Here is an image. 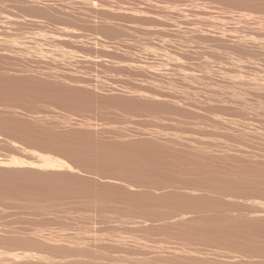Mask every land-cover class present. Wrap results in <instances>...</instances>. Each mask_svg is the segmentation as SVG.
I'll return each instance as SVG.
<instances>
[{
	"label": "bare ground",
	"instance_id": "1",
	"mask_svg": "<svg viewBox=\"0 0 264 264\" xmlns=\"http://www.w3.org/2000/svg\"><path fill=\"white\" fill-rule=\"evenodd\" d=\"M11 1L8 4H11ZM37 1L41 4V5L39 4L40 9L38 8L39 6ZM95 1L93 2L92 0H85L82 3L80 2L81 6H79V8L82 9L84 6L85 9L90 10V12L88 11L87 13L89 14L99 13L101 17L102 15H104V13L102 14L103 12L102 9H105L104 12L108 10L109 12H111V15L128 14L129 16H132V18L134 19L135 18L139 19V21L142 22L147 21L148 25L151 24L153 26L152 29L153 30L156 29L160 33L159 35L158 32L156 34L157 37L158 36L161 37V38L159 37L160 39L163 40L164 38V37L162 38L161 35L168 37V38L167 37L164 38L163 40L164 42L162 40H160L159 42L158 41L155 42L156 47L159 46V43L161 41L163 42V44L168 46V47H161L162 43H160L161 48L158 47L159 48L158 50L162 51L163 54H161L162 53L161 52L160 53L161 55H159V53L156 52L157 50H155L156 48L154 49V51H151L154 46L153 44L154 40H153V42L150 43L153 44L152 47L150 44H149L150 46L147 47L150 48L151 50L149 49L145 50L147 52L146 54H148V52L151 51L148 55L151 56V58L150 60L149 59L144 60L146 59L144 58L146 56L142 55L143 51L142 52L139 51L140 53H142L141 54L142 56L141 55L138 56L137 55L138 53L137 54L133 53L134 49L132 50V48H136V47H132V45L134 46L135 44V43L134 44L131 43L132 39L131 41L128 40L126 42V40L129 37H131L129 36L130 34L128 35L129 29L127 30V32L125 31H122L123 33L121 32V34L124 35V39H125V35H128V37H126L127 39L125 40V42L127 43L126 45H128V42L131 43L132 45L131 44L128 45L131 46L129 47L130 50L128 49V46L126 47L123 46L124 51L126 49H128L129 51L128 53L122 52L123 54L122 53L121 54L124 55V53H127L129 61L128 60L125 61L126 60L124 59L125 57L123 58L119 56L120 59L119 58L117 59H119L120 61L118 60V62H121L122 59L123 62L125 61V63L121 62L120 67L121 68L125 67V69L129 68L131 69L130 71L135 70V72L133 71L135 73V76L133 74H132L133 76L131 75L134 78L136 77L139 78L141 76L144 77L145 76L143 75L144 73L147 75L145 77H148L147 78L148 80H145V82L142 83H139L138 81L136 82L131 81L130 83L119 84L118 81L116 82L117 79L115 78L116 80L114 81V83H107L106 81H105L106 83H104V79H103V83H100V81L102 80L101 79L102 76L101 77L99 76L100 79H98L99 77L98 78L96 77V79L99 80V82H97L94 76H92V73L95 75L93 71L92 72L89 71V73L91 72V76L94 78V80H96V82L92 80L93 78L92 79L89 78L91 76H86L85 75L86 72H83L85 74H80V75H83L82 78L85 75L89 79L88 78L82 79L80 78L81 77L80 75H76L78 76L76 77L75 74L78 73L72 75L69 74L71 73L70 71L65 73L66 71L64 70V72L61 73L63 71L61 68L65 64V61L68 60V57L71 56V54H75V56H77L78 53H81V56L82 55L84 56V54H86L85 51L84 54H82L83 53L82 49H85L84 47L85 45H82L83 47L82 48L81 45L79 44L80 46L78 47L81 49L78 48V50L80 51H77V54L76 51H74L72 48L74 46L76 47L77 43L79 42L81 44L85 43L87 38L90 40L97 37L98 36L97 32L100 33L102 28L100 27L98 28L97 25L94 24V26L98 28L97 29L98 31L95 30L97 31L95 32L96 34L94 33V31H92V29L89 30H91L92 33H94V35L97 36L94 37V35L91 34L93 35V37L90 38L89 35L86 36L84 32L82 33L83 29L81 25L83 24L84 26L86 25V28L84 29H88L87 25L88 27H90L89 25L93 27L92 22L96 23L95 21L96 18L93 21L91 19L92 17L90 18L89 15L88 17L85 16L87 15L85 11L84 12L86 14L84 13V17H82L83 15L82 16L80 15L82 13L78 14L80 16L71 14L69 11L70 9L69 6L68 9L66 8H65L66 10L64 9V13L61 12L63 14H66L65 11L67 12L69 11L68 14L66 15L67 17L61 16L62 15L61 13H60L61 15L58 16V13L60 12L59 9L60 7H58L56 3H52L53 5L56 4V7L53 6L56 12L59 9L57 13L55 12L57 14V17H59V20L60 18L63 17V19L67 18V20H69L71 24L75 23L74 25L76 24L79 25V23H81V25L79 26H81L80 29L82 30H77L79 27L78 25H77V29L66 26L60 28L56 33L55 32L51 33L53 35H51L50 38L48 36L46 40L47 41L49 39L50 41L52 40V44L49 45L44 44V45H48L52 49L57 48V50L54 52L58 53L59 51L58 45H60V43H64L65 47L67 43L69 45L71 43L72 45L71 49L74 52L72 51L70 53V51L68 50L71 49L69 48L67 49L64 47L65 49H67V51L70 54L68 57H65L66 60L64 61L63 65L61 64L63 62L62 60L61 63L60 61L58 62L59 59H62L61 57H63V54L62 56H56L57 55L56 53V55L53 56L55 53L54 54L52 53L53 55L48 53L49 56L51 55L52 57H55V59L56 57L58 58L53 61L54 58L52 59V57L50 56L51 59L48 57L49 59H45V60H52V61L51 63L50 61L47 62L45 60H42L44 57L41 58L42 56H44L40 51L43 48L37 49L35 47L36 44L37 45L43 44V42L42 43L40 42L41 40H43L44 43H46V40L44 39L47 36L48 32H49L48 34L50 35V31H48L50 30L48 29L50 28L49 25L51 23H54V22H50L49 24V21L52 18L50 17L47 22H44L45 24L48 23V27L46 25L48 29L47 32H44L43 30H41L40 32V29L43 28L46 29V27L39 25L38 20L41 19L39 18L38 13L36 14V11L37 10L41 11L44 5L45 7L47 6L46 5L47 3L45 4L41 0H21L23 4H27V5L28 4L33 5L32 3L35 2L37 3L36 6L38 7H35L37 8V10L34 8V10H31L30 13L31 12L33 13L34 11L38 19L36 21V19L33 16L32 18H34V20L28 18L27 16L29 15L27 14H25L24 16H21L22 14H19L18 16L16 15L15 12H10L12 11L11 9H8L10 11L6 12V10L3 9V7L0 5L1 6L0 35L2 36L4 33L2 30L5 31L4 34L5 36L3 35L4 39H2V37L0 36V58H7V59L10 58L15 61L16 59L19 58L21 60V57H23V59L24 57L25 59H27L29 55L28 59L33 60L32 55L36 53V51L37 52L40 51L41 52L40 55L42 56L39 57L44 62L43 64L48 63V65H51L52 63L57 61L59 63L57 65H59V67L60 64L62 65V67L59 68L62 71L59 73L56 72L58 70L56 71L54 70L55 68H57V65H55L56 62L54 64V66L56 67L55 68L52 67V69L54 68L53 70L51 69L53 72L50 70L51 66L50 68L48 66L49 70L47 69L48 71L47 70L45 71L43 64L42 66H39L37 68L35 67L34 69H32L33 68L32 65L35 64H31V66L29 67L27 66L28 64H26L25 66L24 63L22 62L24 67L22 69L19 68L18 70H13L8 66L0 65V95H8L10 96L9 98L11 99L14 98L12 96H17L18 98L22 97L23 100H29V101L33 100V104L34 102H37L38 104L39 102H42L40 103L41 104L40 108L43 102L45 103L53 99H56V101L58 102H63V104L66 103L71 105V103L73 104L80 103L82 105L81 107L84 108L86 107L85 108L86 110L85 109L84 110L87 111L88 114L86 115L87 118L90 114L93 113L92 111L94 108L96 110V108L98 107L101 108L102 106L107 104L109 105L111 104L112 106L113 102L114 103L116 102V104L119 103H123L124 105L128 104L129 106L138 105V107L141 106V108L143 106V108L155 110L157 111V113L158 112L160 113V111L163 110H170L171 112L174 111L179 113V115H181L182 118L194 116V119H197L198 122H200V124L202 125V127L204 126V128L202 129V127H200L201 128L200 129L198 127V129L200 130H198L199 137L197 140L196 133L198 132H195L194 128L196 129L197 126H199L200 124L197 122L198 125L196 127L195 126L193 127L194 124L192 123H191L192 125L190 124V122L192 121L189 122V120L185 118L184 124L181 125H185L186 123L189 122L188 124L191 126L187 124V129L190 131V129L193 128V131L191 130L190 132L193 133L195 132V135L188 132V130L186 131L185 130L186 127L185 129L182 128L181 130L182 132H184L183 130H185L186 132L190 133L191 138L196 139L194 140V139H190L189 136H186L188 135L186 132H185L186 135L184 134V136L186 137L185 138L182 135L181 137L180 134H178L175 130L173 131V129H176V127H178L177 129H179L180 121L179 122L176 121L178 122L179 125H175L176 127L173 126L174 128H171L172 130H170V132L167 133L165 132V130L166 129L169 130V128L172 127L171 124H170L171 126L169 127V124H167L168 122L163 120L164 122L161 123L166 122L165 124L168 125V126L166 125V127L168 128L163 130L165 128L163 127L162 130L161 129L154 130L157 127L153 129L147 128L150 124H152L150 122L151 121L160 122L161 120L153 121L152 118H147L144 120H149L150 122L148 123L149 125L147 124L148 126L145 124L146 125L145 131H140L143 126L141 127L139 126L140 127L139 131L129 132L127 131L129 129L128 127L130 128L137 127L139 125L138 123L140 122V120L142 119L141 121H143V118H141V115L139 114V112H141L139 111L140 108L139 109L137 108V110L139 111L138 115H140L141 119H139V117H136V122H135V123L138 122L137 123L138 125L132 122L135 120L133 116L136 114L135 113L137 111L136 110L133 111L135 114L132 113L133 116L131 115L132 116L131 118L134 120L129 118L130 116L127 115L126 120L128 119L129 121L131 119L130 121L133 123L132 125L133 127L131 125L127 127V125L131 124V122L130 123L126 122L127 125L125 126V123L123 125L122 123L123 121H121L120 118H118L117 116V112H119L120 114L125 109L123 110L121 108L119 109L117 106L120 105L116 106L115 104H113L114 107L116 106L120 111L122 110L121 112L117 111L113 115L114 118L117 117V120L115 121L119 123L121 122L123 127L125 126L124 130L126 127L128 129H126L127 132L126 131L123 132L120 130L116 132V129H114L115 131L112 132L113 131L112 129H108L109 126H106L107 127L106 129L104 128L105 127L104 125L103 127L102 125L96 123L95 122L96 119L93 120V122L90 120H80L83 119L86 114L83 112L79 113L82 115L81 116L82 118H78L79 120L71 119L67 114L64 113L65 111L67 112V109H69L68 108L69 105L67 109L66 110L64 109L65 111H63L62 113L65 114V116L67 117L59 114L60 117L63 116V119L59 120L60 119L59 117H58L59 119H56L57 115L54 116L48 112H47L48 114L42 113V115L41 114L39 115L40 113L38 112L39 110L36 111L38 112L37 115L31 114V111L29 112L28 110L32 107L29 101H28L29 104L25 102L24 105L26 106L23 107L27 108L28 105L27 108L28 111H26V113L28 112L31 115L26 114L24 110H23L24 111L23 114L18 112L20 110V107L18 111L16 110L8 111L7 110L8 107L12 108L11 106H14V105H10L12 104L11 103L12 100H11L9 104L10 106H8L7 108L3 107V109H5L7 112H5L4 110L3 113L0 112V138H1L0 140H2L3 137H6L10 134L9 136H12V139L14 137H17L20 138L22 141L23 140L25 141L28 140L29 142L31 141L30 142L31 146L28 145L30 144L29 142L28 143L26 142L27 145L30 146V148L29 149L25 148L28 146L22 147L24 145L21 146L19 144V142L20 143L22 142L18 141L15 138L16 140L13 139L12 141L11 139L10 141L13 143L9 142L10 145L8 143L6 145L8 147V150L10 151L8 153L12 155L11 156L9 154H5V155H9L10 157H7L4 154H2L5 153L4 150L2 151L0 150L2 152V153L0 152V154H2L0 155V213L2 214L1 211H6V210H7L6 213H8V211L11 210L12 212L19 211L20 213L18 214L22 213L23 215L25 214V216L35 215L34 220L32 219L33 216L30 217V220L32 219L31 220L32 222H36V221L42 222L43 220L49 221L48 217L49 219L51 218L52 219L48 223L47 221L46 222L44 221L45 224L47 223L46 226L48 228L46 229L45 226L43 230L42 228H39L41 230L37 229L38 231H36L33 230L36 229L33 226L32 227L33 229H31L32 231L30 230V233L34 231L36 232L34 233V235L31 234L33 236L28 238H26V236L28 235L25 236V231L21 230L24 232L23 236L21 235V233L23 232L20 233V229H24V228L17 229L19 231L18 232L19 234L17 235L16 233L17 227H15V229H12L13 231L14 230L16 231V232L14 231L15 232L14 234L12 231H10L11 229L9 228L8 225L4 226L7 223H5L4 225L0 223V225H2L0 226V245H2L1 243L4 244L11 243L10 244L11 248H13L12 247L13 243H16L21 247V248L9 250V249H5L7 246L6 244L4 248L5 250L3 251V246H0V250H2L0 251V264H229L227 262L233 264H264V16L263 18L261 17L259 18V14L258 15L256 14L255 15L257 17L256 18L254 16H251L253 14H249L248 12L245 13V11H243V10L247 11L248 9H243V10L241 9L243 13H245L246 15L243 17L240 14L242 12H239L240 14L239 17L241 16V19L238 20V22L235 21L233 22V20H235V18L238 17L236 16V14L238 15V12L237 11L235 12L234 10L233 13L235 14L234 16L236 17L234 19L232 18L233 19L232 20L231 17L233 13H231L230 15L227 14L230 17H228L227 15L226 16L229 19H231V21L227 20L229 23L227 22L225 23V25L226 24L231 25L232 22L237 23L238 25L233 24V26L224 27L222 21L225 20L223 19L225 15H222V13L224 12H220L224 10H219L221 15L219 16L217 15L218 17L220 16L223 17V18L221 17V21H220L222 23L221 25V23H219V20L215 21V19H218L215 18L217 16L213 15L215 16L214 19L213 17H210L211 15L209 16V14H211L212 12L219 13L217 11L219 8H217V10L215 11V9L214 10L208 9V6L210 7L211 5H207L206 6L207 9H206L203 6H201L200 8L198 5L196 6L194 4L196 7H198L196 14L198 16L208 15L209 17H207V19L209 18L210 22L208 24L206 23L201 25L200 22H202V20L200 21L197 16L198 19H194L195 17H191V20L189 17H187L188 21L185 17V21L184 19L180 20L183 21L182 25L179 24L176 25L175 23L176 21L174 20L175 21L174 22L175 25H174L172 24L171 21L172 19L169 20L170 22L166 21L165 17H167V15H165V17L163 15L164 14L163 10H165V8L163 9L161 7L163 9L161 10V8L158 7V6H164L161 5L163 4L162 2L159 4L160 0H158L157 2L158 5H156V2H154L156 0L154 1L150 0V2H154L153 4L156 6L148 3L146 4V6L145 5L140 6V4L143 5L142 3H140L141 0H107V1L104 0L105 2L102 1L103 4L99 5V7L102 6L101 7L102 9L97 7L98 2L96 3ZM144 1H149V0H144ZM166 1L167 0H165V2ZM173 1L176 3V1L178 0H173ZM189 1H187L188 3L186 4L187 5L189 4L190 6L191 4L189 3ZM219 1L217 2L218 6L214 5L217 3L214 4L212 3L213 4L212 6L220 7L223 2L221 3ZM223 1L227 2L228 3L227 5H229L230 3L237 5V7L236 6L234 7L236 9L240 8L238 7V5H241L244 8L247 7L249 9H254V10L264 9V0H223ZM0 2L3 3V0ZM41 2L44 3L43 6ZM71 2L70 3L64 2V5L62 6L66 7L67 5L65 3H68L72 9L73 5ZM170 2L171 1L169 0L168 3L170 4ZM16 3L11 5H8L7 3L6 4L8 7L9 6L13 7V5H16V10H17ZM22 3H18V4H22ZM6 4H2V5H6ZM180 5L181 3L179 4V6ZM23 6H21L20 10H18L20 13H22L21 9L23 11V9L27 8ZM166 6L167 4L165 5V7ZM169 6L170 5H168L167 7ZM231 6H228V8L229 7L231 8ZM167 7L166 9H169ZM175 7H177L176 4ZM181 7H179V9L177 7L178 11L181 9ZM1 8L5 11H3ZM79 8H77L78 9L77 11L81 10ZM172 8L175 9L174 7ZM172 8L170 10V13L176 12V9L172 11ZM185 8L186 7H184L183 11L185 10ZM45 9L43 10L45 11ZM51 9L53 10L52 7ZM224 9H226L225 5H224ZM154 10H156L157 13L158 10H161L163 14L160 11L161 13L160 16H163L165 19H163L162 17H160L161 19L155 17L153 18L150 17L152 19L148 18V15L151 14H155L156 16L157 15L159 16V14H157L156 12L154 13ZM194 10H192L193 13ZM26 11L23 12L26 13ZM168 11L169 10H167V13ZM183 11L181 13H184ZM188 11H191V9L190 10L186 9L185 11L186 14L184 13L185 16L187 14L188 15L191 14L190 12L188 13ZM42 13L43 12H41V14ZM177 13L178 12H176V16L178 15ZM42 15L43 17L42 16L40 17L46 19V17H44L46 14L45 15L42 14ZM109 15H107V17H109ZM205 16L202 17L204 18ZM98 17L101 18L100 16ZM118 17H122V16H118ZM239 17L236 19H239ZM43 19L41 20L42 22ZM175 19L177 20L178 18ZM212 19L215 22H213ZM106 20L104 18V20L101 22L104 24V21L106 22ZM51 21H53V19ZM58 21L55 20V23H57ZM69 21L68 23L70 24ZM114 21L116 22V19L113 20V23ZM107 22L110 23V20ZM136 22L138 23V21ZM68 23H65V25ZM100 23L98 24L100 25ZM27 24H38L40 26V28L38 29L37 28L38 25H35L37 26L36 27L37 30L32 29L35 30L34 32H36V34L33 33L36 36V37L33 36L34 39L36 38L38 39V41H36L37 39L35 40L36 41L35 45L32 44L33 42H30L32 40L30 41L26 40L30 38L32 39L30 33L28 34L22 33V35L24 37L26 36L27 38L20 37V39L17 38L14 39L13 38L14 34L7 32L8 36H11L12 39L10 37H9L10 39L8 37L5 39L7 35L6 31H10L9 29H11L12 26L13 27L11 31L15 30L14 32H16L17 28H15L16 27L15 25H18V27L20 26L19 28L24 27L22 30H25V28L28 30V28L30 27H27ZM141 24L143 25V23ZM105 25L106 23L102 26L103 29ZM60 26H56V28ZM118 28H120V26ZM99 29L101 30L99 31ZM144 29L146 28H143V31H146ZM38 30H39V34L44 33V35H40V37H38ZM106 30L108 29L106 28ZM51 31H56V29L54 30L51 29ZM1 32L3 33L1 34ZM104 32L107 31L104 30ZM155 32L153 31L152 34ZM28 35L30 37H28ZM101 35L104 36L103 33ZM123 35L120 36H122L123 38ZM42 36H44V39L41 38ZM151 36L153 35H150V38ZM176 36L179 38L182 37V39H184V41L182 39L180 40L177 39L178 43L179 41H183L184 44L188 43L189 45L190 44L189 42L191 40H194L195 43L196 41L199 43V42H206L207 40H209L210 42L211 41L216 42L217 47L215 44L213 45H215L216 48L202 47L201 46L202 43L200 45L201 47H197L199 44L196 45L195 47L193 41L191 43L194 45V46L192 45L193 47L191 46V44L189 47H184V46L180 47L179 45H177V47L175 45L174 47V45L172 46V44L175 41H173L172 38ZM116 37L115 39H118ZM144 37L145 36L143 35V38ZM102 38L103 37L101 36V38L98 39L101 40ZM109 38L106 39L107 41L106 40L105 41L102 40V41L107 43L109 41L115 40L114 37H112V39L110 40ZM132 38H135V36ZM141 38H142V34H141ZM95 39H96L95 41L92 40V42H90L88 40L87 42H89L90 44L93 43L94 45L96 43H99V40L97 38ZM103 39H105V36ZM133 40H135L134 42L139 41V40L136 41L137 39H133ZM28 41L31 44H29ZM93 41L96 43H94ZM121 41H123V39H121ZM117 42L118 41L116 42L113 41L112 43H114L113 45H117L119 44V42L118 43ZM53 43L58 45L57 46L55 45L56 47L54 48ZM72 43L73 44L76 43V44H74L73 46ZM109 43H107V45ZM122 43L123 42H121L120 45ZM206 43L209 42L207 41ZM93 44H91V46ZM29 45H31L33 50H35V48L37 49L33 54L30 52L31 51L30 49L32 48H30ZM32 45H34L35 48ZM51 45H53V47ZM145 45L148 46L146 42ZM145 45L143 42L144 47H146ZM218 45H221L223 47H218ZM60 46L63 47V45ZM143 46L140 45V47H137L138 49L135 50L138 51L139 48ZM49 47L47 49H49ZM88 47L90 49V46H87V49ZM116 47H119V49H121L120 46H116ZM116 47L114 48L116 49ZM46 48L44 49L47 50ZM51 48L50 50H47V52L48 51L51 52L52 51ZM64 48L62 49L63 53H65L63 51ZM96 48L97 46L95 47V49ZM111 48H109V50H107L108 48L105 47L102 49L107 50L108 52H110V54L112 53L114 54V52H112L113 48L112 49ZM91 49H93L91 51H95L94 47ZM88 50H86V52ZM140 50H142V48ZM99 51H101V49H99ZM102 52L103 51H101V53ZM119 52L120 51H118V54ZM155 52L158 53V55H155L156 54ZM59 53L61 52L59 51ZM106 53H104V55ZM36 54H39V52ZM36 54L34 55L36 56ZM45 54L47 55L46 52ZM64 55L67 56L66 54ZM87 55H85L84 58L85 57L87 58ZM154 56H156V59ZM108 57L111 58L110 55ZM108 57L106 56V58ZM84 58L82 59H83V65L85 66V64L88 63V61L85 63L84 60L86 58L85 59ZM106 58H104L103 60L89 58L90 60L89 62L97 65L99 62V64L101 63L102 65L107 62ZM109 58H108V62L105 64L107 65V67L105 65H102L101 68L106 67L109 69V67L111 66L110 65L111 62H109ZM23 59L21 61H23ZM35 59L38 60L39 58L36 57ZM74 59L71 58L68 61L71 60L70 62H72V60ZM79 59H77V61H79ZM114 60L116 59H113V65L115 63ZM10 61L8 62L5 61V64L6 63L8 64ZM25 61L28 62V60ZM42 61L38 62L35 60L37 64L42 63ZM101 61L104 62L106 61V62L104 63ZM15 62L18 63L17 61ZM118 62L116 60V65L119 64ZM22 63L19 62L21 66ZM74 63L75 62L72 63L67 62V64L69 65ZM1 64H3L2 61ZM10 64H13V61L12 63L8 64L11 67ZM75 67L77 66H73V68L71 67L70 69L66 68V70L73 71L72 69H74ZM101 68L98 70L101 71ZM114 68H116V70L114 69L116 73L118 68L117 66H114ZM123 68H122L123 71L121 70L122 72H124L125 70ZM74 70H76V68ZM111 70L113 71V69ZM136 71H138L142 75L139 74L140 76H136L138 75L136 74L137 73ZM109 73H111V71ZM115 73H114V77H118L115 76L117 75ZM126 73L127 72H124V74ZM109 76H113V75L111 74ZM143 77L142 79L140 78L142 81H144ZM125 80L130 81V78L127 79L126 77ZM6 98L8 97L6 96ZM1 99L3 100L4 98L2 97ZM18 101L15 103H18ZM54 102L51 104L53 105ZM23 103L24 102H22V105ZM0 104H3L2 101ZM63 104H61L62 106H60V104L57 103V106L59 105L58 108L61 109V107L64 106ZM123 104L121 105L123 106ZM23 107L22 109H24ZM131 107L132 109H134L133 106ZM33 108L35 107L33 106ZM89 108L92 109L90 113L88 111ZM123 108L125 107L123 106ZM37 109L35 108V110ZM49 109L50 108H48V110ZM0 110L2 109L0 108ZM43 110L47 111V109L44 108L41 110V112ZM110 110L111 108L109 109V111ZM58 111L56 109L55 114H57ZM170 111L169 113L168 111H166V113L171 114ZM36 112L34 111V113ZM54 112L52 111V113ZM102 112L103 110L101 111V113ZM111 112H115V111L111 110ZM163 113H165V111ZM79 114L77 115L78 117H80ZM96 114L98 116L97 112L95 113V115ZM121 114L122 116L125 115V113H121ZM126 114L129 113L126 112ZM144 114H145L144 116L142 115L143 117H145L146 115H150V113L148 114L144 113ZM138 115L136 114V116ZM175 115L177 114L175 113ZM175 115L173 116L174 120H177L179 118L180 120H182L181 117H177L178 115L177 116ZM70 116L74 118V116L72 115ZM151 116H153V114ZM107 117L109 118V116ZM98 118H103V117L102 115H100V117ZM122 118L125 119L124 116ZM162 118L163 117H161L160 119ZM109 119L111 120L113 118L110 117ZM137 119H139V121ZM189 119L193 120V118H189ZM102 121L103 120L99 121V123ZM108 121L106 122L107 124L105 125L111 124V126L109 127L111 128L112 125L115 124V122H113L114 119L112 121L113 124L108 123ZM119 123L113 126H116L117 128V125H119L118 129H120L122 125H120ZM144 123L147 122L144 121L140 125L142 124L144 125ZM174 124H176L175 121ZM149 127L152 126L150 125ZM181 127L182 126H180V128ZM205 127L206 129H208L207 131H209L210 128H213L210 131L213 132L215 130V132H213L214 134L212 133L213 135H211L212 138L220 137L223 139V142L220 138H217L218 141L221 140L219 142H217L216 139L213 140L211 138L213 141H215V142L213 141L211 142L213 144L209 142H205L208 139L211 140L210 137L208 138V136H210L209 133L207 137H204L207 134L204 135L201 132L202 130L203 132H205L204 131ZM133 129L136 130V128ZM174 133H177L179 136ZM200 133L204 136H202ZM4 134L7 135L3 136ZM192 135H194V137ZM187 137L189 139H187ZM203 138H205V141ZM4 140L8 141L7 138L6 139L3 138L2 142ZM1 144L5 145L0 141V145ZM6 146H4L3 149H5ZM2 147L3 146H1L0 148L2 149ZM191 173L197 175L196 177H194L195 178L194 181L197 183L192 182L193 184H191L192 185L191 187H184L185 189H183L182 186H184V183H186L185 182L186 179H183L185 178L183 176L185 175L190 176L189 174ZM188 176H186V178L190 180L191 176L190 177ZM190 183L191 182L189 181V183L187 184H189L190 186ZM185 186L188 185L185 184ZM67 199L68 200L74 199V201L70 200L69 203L71 201L73 203L75 202L74 204L77 203L79 205L89 203L90 206L87 207L88 204L87 206L85 204L84 207L81 205L79 208L76 207L79 206L76 204L75 209H77V214L75 213L76 211L75 212L70 211L71 208L68 211H65V209H62L63 207L62 204L63 202L66 203L65 200ZM74 204L73 205L69 204L70 206L68 207L74 206ZM64 206L65 208H68L66 204H64ZM78 209L80 210L78 211ZM85 209L87 211L86 214L84 211ZM69 211L70 213L73 212L72 214L75 213L74 216L77 215V217L74 216L71 217L72 216L71 214L70 216L69 215L67 216ZM118 211L120 212L119 213L120 215L122 212L121 215L122 217L118 214L119 217H121L120 221L118 220L119 217L118 218L114 217L118 213ZM8 214H6L5 217L7 216L9 218ZM65 214L66 216H64ZM15 215L17 217L15 218L13 216L15 219L14 218L12 219L19 222L17 224H22L23 222L20 223L19 220L21 219L18 218L17 213ZM21 215H19V217H22ZM36 216L39 217L40 219H42L43 217L44 218L47 217V218L46 219L43 218L42 220H40ZM23 217L22 220L24 221L25 217L24 218ZM36 218L38 220H36ZM115 218L117 221L115 220ZM2 220H3V216H2ZM30 220L28 219L27 220L28 222L24 221L25 225L27 224L29 226L32 223L30 222ZM52 221L54 227L55 225H59L57 227L60 228H58L57 231L56 229L53 230L54 229L53 227H50V225H52L51 224ZM54 221L56 222L58 221V222L54 224L55 223ZM10 222L12 223L13 221ZM10 222L8 221V223ZM29 222L30 224H28ZM49 223L50 225H48ZM12 224L14 226V223ZM12 224H10V227L14 228L13 226H11ZM60 224L63 225V228H61L62 226H60ZM25 225H22L21 227L23 226L25 227ZM27 225H26V230L28 227ZM67 225H70V228L72 227V225L76 228L79 227L81 231L79 230L78 232V228H77V231L75 233L74 230H76V228L74 227H72L74 228V230L69 228H67L66 230V228L64 227L65 226L67 227ZM7 228L10 230H8ZM59 229L60 230L65 229V230L60 232ZM11 232L12 234L18 236V238L16 239H20L21 237L22 238L25 237V238L21 240H16V242L12 243L11 239L15 238V236L13 237ZM26 234H29V232H26ZM88 240L91 241V244H89L90 241ZM83 242H85L84 244L86 243L87 244L84 245ZM7 248L10 247L7 246ZM109 248L112 249L110 250ZM114 248L115 249L118 248L116 249L118 251H120L119 249L129 250L134 252L135 254L141 252L142 254H145L148 257L138 260H136L135 258H133L132 260V258L128 257L127 255L125 256L126 259H123L124 257H120V258L114 257L115 256L114 251H116ZM107 249L110 250L109 251L110 253L113 252L112 254L114 255L107 253L108 252ZM195 256H198V259ZM220 258L226 259L228 261H221Z\"/></svg>",
	"mask_w": 264,
	"mask_h": 264
},
{
	"label": "rangeland",
	"instance_id": "2",
	"mask_svg": "<svg viewBox=\"0 0 264 264\" xmlns=\"http://www.w3.org/2000/svg\"><path fill=\"white\" fill-rule=\"evenodd\" d=\"M0 1H2V0H0ZM10 1H11V0H10ZM10 1H9V0H8V1H7V0H6V1L3 0V3L0 2V5L3 7V9L6 10V12H9L10 10H8V9H11L12 11H10V12H15L16 15H18V16H19V14H22L21 16H24L25 14H27V15H29V16L26 15L28 18H31V19H33V20H34V18H35L36 21H37V19H38V17L36 16L37 13H38V16H39V18H40L41 20H42L43 18H41L40 16L43 17L42 14H44V15L46 14L44 17H46L47 20H46L45 18H44L45 21H44V19H43V22H42L41 20H38V21H39L38 23H39L40 26L42 25L43 27H46V25H47V27H48V23L45 24L44 22H47V21L49 20V18L52 17V18L50 19V21H49V24H50V22H54V23H51V24L49 25L50 28H48V29H50V30H48L47 27H46V29H45V28L40 29V32H41V30H43L44 32H47V30L50 31V35L48 34V33H49V32H48V33H47V36L45 35V36H46L45 39H44V36L41 37V38H43L44 40H46L48 36H49V38H50L51 35H53V34H51V33H54V32L56 33V32H57L60 28H62V27H66V26H67V27H72V28L77 29V25H78V24L74 25L75 23H74V24H73V23L71 24V22H70L69 20H67V18H64V19H63L64 16L67 17L66 15L68 14L69 11H70L71 14H74V15H77V16H80V15L82 16V15H83L82 17H84V13H85V12H86V13H87L88 11L90 12V10L85 9L84 6H83L84 9H83V8H82V9L79 8V6H81V5H80V2L82 3V2H84L85 0H79V1H77V0H76V1H75V0H71L72 2H71L70 0H65V1H64V0H46V1L41 0V1L44 2L45 4L47 3V4H46L47 6L45 7V5H44V7H45L46 9H45L44 7H42V10H41V11L39 10V11H40V14H39V11L37 10V8H35V7H38L39 4H40L38 1H37L38 6H36V4H37L36 2H35V3H32L33 5H31V4H28V5H27V4H23V3L21 2V0H20V2H19V0H18V1L16 0L17 3H16V1H13V0H12L13 2L11 1V4H15V3L17 4V10H16V5H13V7H12V6H9V7L7 6V4L10 3ZM59 1H60V2H59ZM63 1H64V2H69V3L71 2L72 5H73L72 9H71V6H70L68 3H65V4L67 5V6L65 5L66 7L62 6V5H64V2H63ZM92 1L94 2L95 0H92ZM102 1H104V0H101V1H100V0H97V1H95L96 3H97V2H98V3L100 2L99 4L97 3V5H98L97 7H99V5H102V4H103ZM105 1H107V0H105ZM105 1H104V2H105ZM141 1H142V2H141ZM141 1H140V3H142L143 5L140 4V6H144V5L146 6L147 3H148V4H153L154 2H156V5H158V4H157L158 0H156V1L151 0V1H154V2H150V0H149V1L141 0ZM170 1H171V2H170V4H169V3H168L169 0L166 1L167 3L165 2V0H164V1H163V0L161 1V0H160V1H159V4L162 2L163 4H161V5H164V6H158V7H159V8L162 7L163 9L165 8V10H163V9L161 8V10L164 11V14L162 13L161 10H158V13L156 12V10H154V13L156 12L157 14H159V16H158V15L156 16L155 14H151V15H148V18H150V17H152V18L155 17V18L161 19L160 17H162L163 19L166 18V21H168V22H170L169 20L172 19V20H171V21H172V24L175 25V23H176V25H178V24H179V25H182V24H183V23H182L183 21H180V20L184 19V21H185V17H186V19H187V17H189L190 20H191V17H195L194 19H198V18H199L200 21L202 20V22H200L201 25H202V24H206V23L208 24V23L210 22L209 18L207 19V17H209L210 15H211L210 17H213V19H214L215 16H217V15H218V16L221 15L220 12H224V13H222V15H225L226 18H225V17L223 18L222 16H220V17L217 16V17H215V18H218V19H215V21H218V20H219V23H221L220 21H221V17H222L223 19H225L224 21H226V22L222 21V23L224 24L223 26H224V27H227V26H233V24L236 25L237 23H233V22H234V21H235V22H238V20L241 19V16L244 17V16L246 15V14H245L246 12H248L249 14H253V15H251V16H254V17H256V16H255L256 14H257V15L259 14V18H260V17L263 18V16H264V14H263V13H264V9H263V10H262V9H261V10H260V9H255V10H254V9H249V8H247V7L244 8V7L241 6V5H238V7H240V8H239V9H236V8H234V7H235V6L237 7V5H234V4H231V3H230L229 5H227L228 3L225 2V1H223V0H220V1H219V0H208V1H207V0H198V1H197V0H192V2H191V0H190V1H189V0H186V1H185V0H184L185 2H184L183 0H181L182 2L178 0V1H176V3H175L173 0H170ZM172 1H173V2H172ZM187 1H189V3L192 5V6L190 5L192 8L189 6V4H188V5L186 4V3H188ZM213 1H214V2H213ZM218 1L221 2V3L223 2V3L221 4V6H220V3H219V6H220V7H215L216 5L218 6V3H217ZM33 2H34V1H33ZM42 2H41V3H42ZM58 2H59V3H58ZM143 2H144V3H143ZM177 2H178V3H177ZM179 2L181 3L180 6H179V4H180ZM183 2H184V3H183ZM195 2H196V3H195ZM200 2H201V4H200ZM6 3H7V4H6ZM18 3H22V4H18ZM44 3H42V6H43ZM52 3H56V4L58 5V7H60V8H59V9H60V12L58 13V16L61 15V14H62L61 16H63L62 18H60V20H59V17H57V14H56V13L59 11V9H58L57 12H56V10H54V7H53V6L56 7V4L53 5ZM60 3H61V4H60ZM164 3H165V4H164ZM171 3H173V4H171ZM192 3H193V4H192ZM197 3H198V4H197ZM208 3H209V4H208ZM212 3H213V4H214V3H217V4H214L215 6L213 7V6H212V5H213ZM2 4H6V5H2ZM11 4H8V5H11ZM50 4H51L52 6H51ZM78 4H79V5H78ZM166 4H167V6L170 5L171 7H170V6H169V7L166 6L167 8H169V9H166V7H165ZM175 4H176V6L178 7V9H179V7H181V6L183 7V5H184V7H186V8H185V10L183 11L184 7H183V9H182V7H181V9L178 11L177 7H175ZM194 4H195L196 6L198 5L200 8H201V6H203V7H205L206 9H207V7H206L207 5H211L210 7L208 6V9H210V10H214V9H215V11H216L217 8H219V9L217 10L218 12H219V10H224V11H220V12H219L220 14L217 13V12H214V13L212 12L211 14H209V16H208V15H206V16H205V15H199V16H198V15L196 14L198 7H196ZM202 4H204V5H202ZM19 5H20V6H19ZM23 5H24V6H23ZM40 5H41V4H40ZM60 5H61V6H60ZM153 5H154V4H153ZM156 5H154V6H156ZM173 5H174V6H173ZM222 5H223V6H222ZM224 5H225V8H226V9H224ZM226 5H227V7H226ZM231 5H233V6H231ZM1 6H0V7H1ZM14 6H15V7H14ZM21 6H23V7H27V8H28V9H27V8H26V9H23L24 12H25L26 10L28 11L29 8H30L31 6H32V7L30 8V10H29L28 12L26 11V13H24V12L22 11V9H21V12H22V13H20L18 10H20ZM68 6L70 7L69 11H68V12L65 11L66 14H63V13H64V9H65V8H66V9L69 8ZM228 6H231V8H230V7L228 8ZM11 7H12V8H11ZM18 7H19V9H18ZM51 7L53 8V10L51 9ZM58 7H57V8H58ZM61 7H62V8H61ZM63 7H64V8H63ZM101 7H102V6H100L99 8L102 9ZM172 7H174V8L176 9V12H178V13H177V14H178L177 16H176V12L170 13V10H171ZM189 7H190L191 11H188V13L190 12L191 14H189V15L187 14V15L185 16V14H186L185 11H186V9L190 10ZM212 7H213V8H212ZM222 7H223V8H222ZM34 8L37 10V11H36V14L34 13V11H33V13H32V12L30 13V11H31V10H34ZM38 8L40 9V6H39ZM57 8H56V9H57ZM77 8L81 9L83 12H82L81 10L77 11V10H78ZM99 8H98V9H99ZM194 8H195L196 11L194 10ZM211 8H212V9H211ZM233 8H234V9H233ZM1 9H2V8H1ZM3 9H2V10H3ZM13 9H14V10H13ZM43 9H45V11H44ZM61 9H62V11H61ZM66 9H65V10H66ZM75 9H76V10H75ZM175 9L172 8V11L175 10ZM202 9H204V8H202ZM227 9H228V11H227ZM232 9H233V10H232ZM241 9H242V10H243V9H248L249 11H248V10H247V11H246V10H243V11H245V13H243V11H242ZM5 10H3V11H5ZM7 10H8V11H7ZM15 10H16V11H15ZM102 10H103V12L101 11L102 14L104 13V15H106V16L102 15V17H101V15H99V13H98V14H97V13H94V14H93V13H90V14L87 13V15H85V16H87V17H88V15H89L90 18L92 17L91 19H92L93 21H94V19L96 18V20H95L96 23H95V22H92V23H93L92 25H93L94 29H93V27H91V25H89L90 27H88V25H87V28H88V29H84V28H86V25H85V26H84V24L81 25V23H79V25L82 26V29H83V30L80 29L81 26H79V25H78L79 27H78V29H77V30H82V33L84 32V34H85L86 36L89 35L90 38H91V37H93L94 33L98 31L97 29H98L99 27L102 28V30L99 29V31L101 30V32H102V33L104 34V36H105V39H103L104 36L101 35V34H102L101 32H100V33L97 32V35L100 36V37H98L97 35H94V37L97 36V37H95V38H97V39H98V38H101V36L103 37L101 40L98 39V40H99V43H101V44L94 42V41L96 40L95 38L90 39V40L87 38V40H86L85 43H82V44H81V43L79 42V43H77V46H76V47L74 46V44H76V43H74V44L72 43L73 46H74L75 48H74V47L72 48L71 43H70L71 46L67 43V44H66V47H65V44H64V43H60V45H63V47H61V46L58 45V44L53 43V44H54V48L58 45V50L61 52V53H59V51H58V53H59V54H58L57 52H54V51L57 50V48H56V49H52L51 47L48 46L49 44H52V40L50 41V39H49L48 41L46 40V43H44L43 40H41V41L39 40L41 43L43 42V44H40V45H42V46L36 44V41H38V39H37V38H36L37 40L34 39L33 36H35L34 34H36V32H34V31L37 30V29H36L37 26H35V25H38V24H27V27H30V28H28V30H27L26 28H25V30H22L24 27H23V28H19L20 26L18 27V25H15V26H16L15 28H17V29L19 28V29H21L22 31L19 30V29H18V30L16 29V32H14L15 30L11 31V30H12V27H13V26H12L11 29H9L10 31H6V33H7V32H10V33L14 34V35H13V38H14V39H16V38H17V39H20V37H24V36L22 35V33H23V34H26V33L28 34V33H30L32 39L30 38V39H26V40H29V41L32 40V41H30V42H33L32 44H34V45L36 44L35 47H36L37 49H38V48H39V49H40V48H41V49L43 48V49L40 50V51L42 52V54H43L44 56L40 55V54H41L40 51H38L39 54H36V53H38V52L36 51L37 49L34 47V45H32V46L35 48V50H33V48L31 47V45H29L30 48H32V49H30V50H31L30 52H31L32 54L36 51V53H34V54H36V56H35L34 54L32 55V56H33V60L28 59V58H29V55H28V58H27V56H26L27 59H25V57H24V59H25V60H28V62H26V61L23 59V57H21V60L23 59V61H21L20 58L15 60V61H17L18 63H16L13 59H10V58H8V59H7V58H0V60H1L2 63L4 64V65L1 64V61H0V65H2V66H8L9 68H11V69H13V70H18L19 68L22 69V68L24 67V66H23V63H24L25 66H26V64H28L27 66L30 67L31 64H35V65L37 64V63L35 62V60L38 61V62H40V61H42V60L49 59L50 56L53 55L54 53H55V54H54L53 56H55L56 53H57L56 56H62V54H63L64 60H63V57H61L62 59H59V60H58V62L60 61V63L63 61V62L61 63V64L63 65V64H64V61L66 60L65 57H68L69 54H70L73 50L76 51V54H77V51H80V50H78V48H79L78 46L81 45V47H82V45H85V46H84L85 49H82V50H83V51H82V52H83L82 54H84V51H85V53H86V54H84V56L88 54V55H87V58L85 57L86 59L84 58L83 55L81 56V53H78V54H80V55L77 54V56H75V54H71V56L68 57V60L71 59V58L74 59V57H75V59L72 60V62H75L77 65H76L75 63L69 65V64H67V62H68V63H72V62H70L71 60H70V61L66 60V61H65V64H66V65L64 64L63 67H62V65L60 64V67H59V65H57V64H59L57 61H55L56 64H55V62H54V63H52L53 65H52V64H51V65H48L47 62L50 61V63H51L52 60H45V61H47V62H46L47 64H43L44 62L42 61V63H38V64H37L38 66H37V65H36V66H35V65H32L33 68H32V67H31V68L34 69L35 67L37 68V67H39V66H42V64H43V65H44V66H43V67H44V70L46 71L47 69L49 70L50 66H51L50 70L52 69V67L55 68V67H56V66H54V64H55V65H57V68H58V69H57V68H55V69L53 68V69H54L55 71L58 70V71H56V72H59V73H60V72L63 70V71L61 72V73H63L64 70H65V71H66L65 73H67V72L70 71L71 73H69V74H72V75H74L75 73H78V74H75V76H76V75H80V74H85V73H83V72H86V74H85L86 76H91V72L93 71V72L95 73V75L92 73V76H94L95 79H96V77L98 78L99 76H100V77L102 76V77H101L102 80L100 81V83H103V79H104V83H106V82H107V83H114V81H115L116 79H117L116 82L118 81L119 84H120V83H121V84H123V83L126 84V83H130L131 81H133V82L138 81L139 83L145 82V80H148V79H147L148 77H145V76H147V75L144 74V73H143V75H145V76H144L145 78H144L143 76H141V77H139V78H137V77L134 78V77H132V76H133V75L135 76V73H134L135 70L130 71L131 69H129V68H126V69H125V67H124V68L122 67L123 69H125L124 72H127V73L129 72L128 74H130V75H128L127 73L124 74V72H122L123 70H122V68L120 67V65H121V62H122V63H125V61L128 60V54H127V53H128V51L130 50L129 47H131V46H128V45H130L131 43H132V44L135 43L134 46L131 44L132 47H136V48H132V50L134 49L133 53H135V54L138 53L137 55L139 56V55L142 54V53H140V52L143 51V54H142V55H143V56H146V57H144V58H146V59H144V60H148V59L150 60L151 56H148V55H149V53H150L151 51H154L155 48H156L155 50H157L156 52H158L159 55H161V54H163V52L160 51V50H158V49L161 48V47H168L167 45L163 44V42H164L163 40H164V38L167 37V36L161 35L162 38L164 37L163 40L160 39V38H161L160 36L157 37L156 34H157L158 31L155 29V30H156V32H155V30L152 29L153 26H152L151 24L148 25V22H147V21H146V22H145V21L142 22V21H139V19H136V18H135V19H136V20H135L134 18H132V16H129L128 14H118V15H113V14H112V15H111V12H109L108 10H106L105 12H104L105 9H102ZM167 10H169L168 13H170V14L167 13ZM192 10H194V13L192 12ZM234 10H235V12H236V11L238 12V15L236 14V16L239 17V15L241 14V16L239 17V19H236V18H238V17L234 16V15H235V14L233 13ZM253 10L256 11V12H254ZM17 11H18V12H17ZM49 11H51V12H49ZM76 11L79 12V13H77ZM84 11H85V12H84ZM95 11H97V10H95ZM107 11H108V13L111 15V18H110V15L107 13ZM152 11H153V10H152ZM160 11H161V13L164 15V17H165V15H167V17L164 18L163 16H160V15H161ZM172 11H171V12H172ZM182 11H183L185 14H184V13H181ZM226 11H227V12H226ZM230 11H231V12H230ZM252 11H253V13H252ZM257 11H258V12H257ZM260 11H261V12H260ZM262 11H263V12H262ZM41 12H43V13L41 14ZM55 12H56V13H55ZM61 12H63V13H61ZM74 12H75L76 14H75ZM101 12H100V13H101ZM239 12H242L243 14H242V13L239 14ZM17 13H18V14H17ZM49 13H51V14H49ZM54 13H55V15H54ZM60 13H61V14H60ZM80 13H82V14H80ZM86 13H85V14H86ZM174 13H175V14H174ZM179 13H180V15H179ZM215 13H216V14H215ZM231 13H233L231 19H232V18L234 19L235 17H236V18H235V20L232 19L233 22L231 23V25H230V24H228V25L226 24V25H225V23L228 22L227 20L231 21V19L228 18V17H230V16H228V15H230ZM78 14H80V15H78ZM173 14H174V15H173ZM181 14H182V16H181ZM192 14H193V15H192ZM195 14H196V15H195ZM227 14H228V15H227ZM249 14H247V15H249ZM53 15H54L55 17H54ZM93 15H94V16H93ZM107 15H109V17H107ZM123 15H124L125 17H124ZM152 15H154V16H152ZM190 15H191V16H190ZM213 15H215V16H213ZM226 15H227L228 17H227ZM26 16H25V17H26ZM32 16H33L34 18H32ZM35 16H36V17H35ZM61 16H60V17H61ZM98 16H100L101 18H99ZM112 16L114 17V19H116V22L114 21V23H113V20H114V19H113ZM118 16H122V17H118ZM171 16H172V18H171ZM174 16H175V17H174ZM183 16H184V17H183ZM197 16H198V18H197ZM200 16H201V17H200ZM202 16H205V17L203 18ZM116 17H117V18H116ZM169 17H170V19H169ZM173 17H174V18H173ZM243 17H242V18H243ZM57 18H58V19H57ZM98 18H99V19H98ZM104 18H105V20H106V18H107V20H106V22L104 21V24L106 23V25H105V27H104V29H103L102 26H103L104 24H103L101 21H103ZM109 18H110V19H109ZM121 18H122L123 20H122ZM152 18H150V19H152ZM175 18H178L179 20H178V19L176 20ZM256 18H257V17H256ZM52 19H53V21H51ZM54 19H55L56 21H58V20H59V21H58L57 23H55V20H54ZM61 19H62L63 22L61 21ZM101 19H102V20H101ZM117 19H118V21H117ZM120 19H121V21H120ZM210 19H211V18H210ZM213 19H212V20H213ZM223 19H222V20H223ZM100 20H101V21H100ZM109 20H110V23L107 22V21H109ZM174 20H175L176 22H175ZM212 20H211V21H212ZM60 21L62 22V24H61ZM68 21L70 22V24L68 23ZM98 21H100L101 23L98 22ZM119 21H120V22H119ZM136 21H138V23H137ZM187 21H188V19H187ZM187 21H186V22H187ZM215 21L213 20V22H215ZM117 22H118V23H117ZM174 22H175V23H174ZM186 22H185V23H186ZM41 23H42V24H41ZM58 23H60V24H58ZM65 23H68V24L65 25ZM98 23H100V25H101V24H103V25L100 26ZM107 23H108V25H107ZM141 23H143V25H142ZM146 23H147V24H146ZM180 23H181V24H180ZM185 23H184V25H185ZM222 23H221V25H222ZM228 23H229V22H228ZM43 24H44V25H43ZM52 24H53V25H52ZM54 24H55V25H54ZM94 24H96L98 28L95 27ZM114 24H115V25H114ZM145 24H146V25H145ZM39 25H38V27H37L38 29L40 28ZM51 25H52V26H51ZM60 25H61V26H60ZM70 25H72V26H70ZM73 25H74V26H73ZM98 25H99V26H98ZM133 25H134V26H133ZM144 25H145V26H144ZM237 25H238V24H237ZM33 26H35V27H33ZM56 26H60V27L56 28ZM83 26H84V27H83ZM119 26H120V28H118ZM142 26H143V27H142ZM149 26H150V27H149ZM25 27H26V25H25ZM115 27H116V28H115ZM141 27H142V28H141ZM147 27H149V28H147ZM41 28H42V27H41ZM106 28H107L108 30H106ZM143 28H146V29H144V30H146V31H148V32L143 31ZM154 28H155V27H154ZM13 29H14V28H13ZM32 29H35V30H32ZM51 29H52V30L56 29V31H51ZM89 29H92V31H94V33H92V31L89 30ZM128 29H129V30H128ZM138 29H139V30H138ZM141 29H142V30H141ZM150 29H152L155 33L152 34L153 31L150 30ZM31 30H32V31H31ZM84 30H85V31H84ZM86 30H87V32H86ZM95 30H97V31H95ZM104 30L107 31V32H104ZM127 30H128V35L130 34L129 36H131V37H129L130 39H129V38H128V39L126 38V37H128V35H125V39H124V35L121 34L122 31L127 32ZM134 30H135V32H134ZM149 30H150L151 32H150ZM0 31H1V30H0ZM2 31H3L4 33L1 32V34L3 33V35H4V34H5V31H4V30H2ZM24 31H25V33H24ZM29 31H30V32H29ZM43 31H42V32H43ZM89 31H91V32H89ZM129 31H130V33H129ZM131 31H132V32H131ZM31 32H32V34H31ZM133 32H134V33H133ZM140 32H142V33H140ZM145 32H146V33H145ZM149 32H150V34H149ZM18 33H19V34H18ZM33 33H34V34H33ZM86 33H87V34H86ZM98 33H99V34H98ZM118 33H119V34H118ZM122 33H123V32H122ZM91 34H93V35H91ZM95 34H96V33H95ZM112 34H113V35L116 34V35L113 36ZM126 34H127V33H126ZM132 34H133V35H132ZM141 34H142V38H141ZM159 34H160V33L158 32V35H159ZM3 35H2V36L0 35V36L2 37V39H4ZM9 35H10V34H9ZM15 35H16V36H15ZM40 35H44V33H42V34L40 33V34H39V30H38V37H40ZM117 35H118V36H117ZM120 35H123V38H122V36H120ZM143 35H144L146 38H145V37L143 38ZM146 35H147L148 37H147ZM150 35H153V36H151L152 39L150 38ZM4 36H5V35H4ZM89 36H88V37H89ZM106 36H108V37H106ZM109 36H110V38H109ZM116 36H117V37H116ZM134 36H135V38H132V37H134ZM139 36H140V37H139ZM7 37H8V38H9V37L11 38V36H8V33H7L6 37H5V39H6ZM25 37H26V36H25ZM25 37H24V38H25ZM28 37H30V36L28 35ZM35 37H36V36H35ZM112 37H114V39H115V37L118 38V39H115V40L118 41L119 44H117V45H113L114 43H112V42H113V41L116 42V41H115V40H113V41H109L110 39H112ZM120 37H121V39H123V41H121ZM156 37H157V38L160 37V38L157 39ZM10 38H9V39H10ZM26 38H27V37H26ZM108 38H109L108 41H109L110 43H109V42H107V43H109L108 45H109L110 47L107 45L106 42H104V41H105L106 39H108ZM140 38H141V39H140ZM147 38L149 39V41H148ZM155 38H156L157 40H156ZM167 38H168V37H167ZM167 38H166V39H167ZM173 38H174V39H173ZM173 38H172V40L175 41V42H173L172 46L174 45V47H175V45H176V47H177V45H179L180 47H182V46H184V47H189L190 44L192 43V41H193V44L195 45V47H196V45H198V44H199V45H198L197 47H201V46H202V47H213V48H216V47H217L216 42H214V41H213L214 43H213L212 41L210 42L209 40H207L209 43H206L207 41H206V42H199V43L196 41V43H195L194 40H191V41L189 42L190 44L188 45V43H185V44H184V42H183L184 39H182V37L179 38V37L176 36V37H173ZM11 39H12V38H11ZM39 39H40V38H39ZM119 39H120V40H119ZM126 39H127V40H126ZM131 39H132V41H131ZM133 39H137L136 41L139 40V41H138L139 43H138V42H134L135 40H133ZM142 39H143V40H142ZM145 39H146V41H145ZM166 39H165V41H166ZM175 39H176V40H175ZM177 39H179V40L182 39L183 41H179V43H178ZM33 40H34V41L36 40L35 43H34ZM88 40H89L90 42H92V40H94L93 42L96 43V44L94 45L93 43H91V44H93V45L91 46V44H90L89 42H87ZM102 40H104V41H102ZM125 40H126V42H127L128 40H130L131 43L128 42V45H126L127 43L125 42ZM140 40H142V41L144 42V45H145V42H146L148 46L145 45L146 47H144V46H143V42L140 41ZM153 40H154V42H153ZM155 40H156V41H155ZM160 40L163 41V42H162V41L160 42V43H162V44H161L162 46L160 47V43H159V46L156 47V46H155V44H156L155 42H157V41L159 42ZM29 41H28V42H29ZM49 41H50L51 43H50ZM106 41H107V40H106ZM176 41H177V42H176ZM30 42H29V44H31ZM118 42H117V43H118ZM121 42H123V43L125 42V43H124L125 45H124L123 43H122L123 45H122V44L120 45ZM152 42H153L154 46H153V49L151 50L150 48H147V47H149L150 45H151V47H152L153 44H150V43H152ZM37 43H38V42H37ZM86 43H87V44H86ZM136 43H137V44H136ZM201 43H202V45H201ZM38 44H39V43H38ZM44 44H48V45H44ZM79 44H80V45H79ZM89 44H90V45H89ZM115 44H116V43H115ZM138 44H139V45H138ZM149 44H150V45H149ZM180 44H181V45H180ZM183 44H184V45H183ZM186 44H187L188 46H187ZM193 44H191V46H192ZM208 44H210V45H208ZM213 44H215L216 47H215V45H213ZM55 45H56V46H55ZM140 45L143 46V47H141L142 50H140L141 48H139L138 51L135 50V49H138L137 47H140ZM157 45H158V44H157ZM163 45H164V46H163ZM194 45H193V46H194ZM200 45H201V46H200ZM211 45H212V46H211ZM47 46L49 47V49H47V48H48ZM51 46L53 47V45H51ZM68 46H70V47H68ZM87 46H90V49H89V47H88L89 50L87 49ZM96 46H97V48L95 49ZM112 46H113V47H112ZM116 46H120V48H121L122 50L124 49L123 46H125V47L128 46V49H129V50L125 48L127 51H126V50H125V51H124V50L122 51L121 49H119V47H116ZM179 46H178V47H179ZM193 46H192V47H193ZM46 47H47V48H46ZM59 47H60V48H59ZM64 47L67 48V49H68V48H69V49L72 48L73 50H72V49H71V50H68V51H70V53H69V52L67 51V49H65ZM93 47H94V50H95L96 52H95V51H91V50H93V49H91V48H93ZM104 47H105V48H108L107 50H109V48L112 47L113 49H112V48H111V49H112V52H114V54L111 52V53L113 54V55H112V54H110V52H108L107 50H103L102 48H104ZM114 47H116V49H115ZM158 47H159V48H158ZM169 47H171V46H169ZM218 47H223V46L218 45ZM44 48H46L47 50H50V48H51L52 51H51V52H50V51L47 52V50H45ZM63 48H64L63 51H64L65 53L62 52V49H63ZM76 48H77V49H76ZM82 48H83V47H82ZM98 48L101 49V51H103L104 53L107 52V53H106L107 55H106V54L104 55L103 52H102V53H103V54H102L101 51H99ZM143 48H145V49H143ZM79 49H81V48H79ZM111 49H110V51H111ZM118 49H119V50H118ZM148 49L151 50V51H149L148 54H146L147 52H146L145 50H148ZM32 50H33V52H32ZM86 50H88L89 52L87 51V52H88V53H87ZM117 50L120 51V52H119L120 55L118 54V51H117ZM43 51H44V53H43ZM74 51H73V52H74ZM105 51H106V52H105ZM136 51H137V52H136ZM139 51H140V52H139ZM144 51H145V52H144ZM45 52L47 53V55L45 54ZM67 52H68V54H67ZM98 52H99V53H98ZM122 52H127V53H124V55H122V54H123ZM156 52H155V53H156ZM161 52H162V53H161ZM31 53H30V54H31ZM48 53L51 54V55L49 56ZM52 53H53V54H52ZM96 53H97L98 55H97ZM100 53H101L102 55H101ZM116 53H117L118 55H117ZM121 53H122V54H121ZM139 53H140V54H139ZM158 53H156L155 55H158ZM160 53H161V54H160ZM64 54H66L67 56H65ZM89 54H90V55H89ZM93 54H94V55H93ZM115 54H116V55H115ZM145 54H146V55H145ZM72 55H74V56H72ZM96 55H97V56H96ZM109 55L111 56V58L108 57ZM114 55H115V56H114ZM142 55H141V56H142ZM174 55H175V54H174ZM39 56H42L41 58H43V57H44V58L41 60V58H40ZM88 56H90V57H88ZM94 56H95V57H94ZM101 56H102V57H101ZM106 56L109 58V62H111V64H110L111 66H110V65H109L110 67L108 66L109 69L106 68L107 65H105V64L108 62V58H106ZM119 56H120V57H123V58L125 57L124 59H126V60L123 62V59H122L121 62H118V60L120 59ZM34 57H35V58L38 57L39 59L37 60V59H35ZM45 57H46V58H45ZM48 57H49V58H48ZM51 57H52V56H51ZM99 57H100V58H99ZM114 57H116V58H114ZM147 57H149V58H147ZM154 57H155V59H156V56H154ZM158 57H160V56H158ZM158 57H157V58H158ZM12 58H13V57H12ZM15 58H17V57H15ZM30 58H32V57H30ZM53 58H54V59H53ZM57 58H58V57H56V59H57ZM79 58H81V59H79ZM82 58L85 59V60H84L85 63L88 61V63H86V64L84 63L85 66L83 65V59H82ZM89 58H95V59H100V60H103L104 58H106V61H107V62L105 61L106 63H105L104 61H101V62H104V63H105V64H102V65H105L106 67L103 66L104 68H101L102 65H101V63L99 64V62H98V65H97V64H92L91 62H89V61H90ZM101 58H102V59H101ZM117 58H119V59H117ZM142 58H143V57H142ZM152 58H153V57H152ZM5 59H6V60H5ZM9 59L13 61V64H15V63H16V64H15V65L10 64V65H11V67H10L8 64H9V63H12V61H10ZM50 59H51V58H50ZM52 59H53V61L56 60L55 57H52ZM77 59H79V61H77ZM110 59H111V60H110ZM113 59H116V60H117V62L119 63V64H118L119 66L116 65V60H114L115 63H114V65H113ZM18 60H19V61H18ZM29 60H30V61H29ZM39 60H40V61H39ZM61 60H62V61H61ZM3 61H4V62H3ZM5 61H7V62L10 61V62H9L8 64H7V63L5 64ZM32 61H33V62H32ZM76 61H77V62H76ZM119 61H120V60H119ZM128 61H129V60H128ZM19 62H20V63L23 62V63H22V66H21V64H19ZM81 62H82V64H81ZM17 64H18L19 66H18ZM78 64H79L80 66H79ZM89 64L91 65V67H90ZM16 65H17V66H16ZM67 65H68V66H67ZM82 65H83L84 67H83ZM93 65H94V66H93ZM48 66H49V68H48ZM65 66H66V67H65ZM70 66H71L72 68H73V66H77V67H75L76 70H74L75 68L72 69L73 71H71V70H66V68H67V69H68V68L70 69V68H71ZM78 66L81 67V68H79ZM114 66H117V68L120 67L121 69L118 68L117 71H116V73H115L116 68H114ZM122 66H123V65H122ZM12 67H13V68H12ZM16 67H17V68H16ZM43 67H42V69H43ZM61 67H62V68H61ZM92 67H93V69H92ZM98 67H99V68H98ZM14 68H15V69H14ZM59 68H61L62 70H60ZM78 68H79V69H78ZM94 68H95V69H94ZM100 68H101V71L98 70V69H100ZM105 68H106V69H105ZM53 69H52V70H53ZM77 69H78V70H77ZM91 69H92V70H91ZM96 69H97L98 71H97ZM111 69H113V71H112ZM114 69H115V70H114ZM128 69H129V71H128ZM48 70H47V71H48ZM52 70H51V71H52ZM59 70H60V71H59ZM84 70H85V71H84ZM87 70H88V71H87ZM94 70H96V71H94ZM102 70H104V71H102ZM105 70H106V71H105ZM107 70H108V71H107ZM119 70H120V71L122 70V71L120 72ZM77 71H78V72H77ZM89 71H91V72L89 73ZM110 71H111V73H109ZM133 71H134V72H133ZM52 72H53V71H52ZM80 72H82V73H80ZM87 72H88V73H87ZM100 72H101V73H100ZM104 72H105V74H104ZM107 72H108V74H107ZM113 72H114L115 74H117V75H115V76H118V77H114V73H113ZM130 72H131V73H130ZM136 72H137L136 74H138V75H136V76H140V75H142V74L139 73L138 71H136ZM122 73H123V75H122ZM103 74H104V77H103ZM111 74H112L113 76H109V75H111ZM120 74H121L122 76H121ZM132 74H133V75H132ZM139 74H140V75H139ZM85 75H84L83 78H82L83 75H80V76H81L80 78H82V79H87L88 77H86ZM96 75H98V76H96ZM119 75H120V76H119ZM124 75H125V77H124ZM131 75H132V76H131ZM92 76L89 77V78L92 79V78H93ZM105 76L108 77V78H106ZM76 77H78V76H76ZM85 77H86V78H85ZM100 77H99L98 79H100ZM122 77H123L124 79H123ZM126 77H127V79L130 78V81H129V80H125ZM142 77H143L144 81L141 80ZM89 78H88V79H89ZM94 78L92 79L93 81L96 82V80H97V82H99L98 79L94 80ZM112 78H113V79H112ZM115 78H116V79H115ZM133 78H134V79H133ZM140 78H141V79H140ZM105 79H107V80H105ZM122 79H123V80H122ZM132 79H133V80H132ZM135 79H136V80H135ZM137 79H138V80H137ZM139 79H140L141 81H140ZM105 81H106V82H105ZM109 81H110V82H109ZM138 82H137V83H138ZM6 96H7L8 98H6ZM2 97H3L5 100H4V99L2 100V99H1ZM9 97H10V96H8V95H0V103H1V101H2V103H3V104H0V105H1L0 108L2 109V110H0V112L3 113V110H4L5 112H7L5 109H3V107H4V108H7V107L10 106V105H14V106H11L12 108L8 107L7 110H8V111H10V110H11V111H12V110H16V111H18V110H19V107H20V110H22V111L19 110L18 112H20V113H22V114L24 113V111H25V113H26V111H28V110H29V112L31 111V114H34V115H37L38 112H40L39 115H40V114L42 115V113H43V114L51 113V115H54V116L57 115V118H56V119H59V118H60L59 120H62V119H63V116H65V114H67L71 119H77V120H79L78 118H82V117H81L82 115L79 114V113H82V112H83V113H86L85 116H84V114H83L84 118H86V119L83 118V119H80V120H90V121L93 122V120L96 119L95 122L98 123V124H100V125H102V126L104 125L105 127H104V126H103V127L106 128V129H107L106 126H109V127L111 126V124H109V125H105V124H107L106 122H107L108 120H110V119H109L110 117L113 118L114 121H113V119H111L110 121H108V123H112V121L115 122V124H118V123H119V122L115 121V120H117V117L115 116L116 118H114L113 115H114L117 111H120V110H119L120 108H121L122 110L125 109V110H124L125 112L122 111V110H121L122 112L120 111L121 113H125V115H123L125 119L122 118L123 116H122L121 113H120V114H121V117H120L119 112H117V116H118V118H120L121 121H123V122H122L123 125H124V123H125V126L127 125V123H130V122H131L130 120L132 119L131 117L133 116V114H132V113H134L133 111H136L137 108H138V109L140 108L139 111H141V112H139V111L137 110L135 113L138 115V112H139V114L141 115V118H143V121H141L142 119L140 118V115L136 116V114L134 113L135 115H134L133 117H134L135 120L132 119V120H134V121H132V122H133L134 124H137L138 122L135 123V122H136V117H139V119H141L140 122L138 123L139 125L137 124V125H138L137 127H133V126H132V125H133L132 122H131V124H128V125H127V127H128L129 125H131L133 128H136V130L133 129V128H130V127H128L130 130H129L127 127H126L125 130H124V127H125V126L123 127V125H122L121 122H120L119 124L122 125V127L120 126L121 128L119 127L120 129H118V126H119V125H117V128H116V126H113V125H115V124H113V123H112V124H113L112 127H115V128H112V127L109 128V127H108V129H112V130H113L112 132L115 131L114 129H116V132H118L119 130L125 132L126 129H128L127 131H129V132H130V131H139V130H140L139 128H140L141 126H143V127L141 128L140 131H145V130H146V129H145V126L150 122L149 120H144V119H147V118H152L153 121H154V120H159V121L161 120L160 122H157V121H156V122H152V121H151L150 123H152V124H150V125H151L152 127H149V126H150L149 124H148L149 126L147 125V126H148L147 128H151V129L157 127V128L154 129V130H160V129L162 130L163 127H165L163 130H165L166 128H168V127H166L167 124H169V127L172 125V127H170L169 130H168V129L165 130V132H167V133L170 132V130H172L171 128L176 127L175 125H179L178 122L180 121V122H179V123H180V126H182L181 128H180V126H179V129H180V130L177 129L178 127H176V129H177L178 131H177L176 129H173V131L175 130L178 134H180V136H181V135L184 136V134L186 135V133H187L188 135H186V136H189L190 139H194V138H191L190 133H192V134L195 135V132H198V130L201 129L200 127H202V125L200 124V122H198L197 119H194V116H189V117H187V118H186V117H183V118H182V116L179 115V113L174 112V111L171 112L170 110H163V111H160V113H161V114H160L159 112L157 113V111H155V110H151V109L143 108V106H142V108H141V106L138 107V105H130V106H129L128 104H125V105H126V106H125L123 103L116 104V102H115V103L113 102V103H112V106H111V104H110V105L107 104V105H104V106H102V107L100 106V107L103 108V109H101V108L98 107V108H96V110H95V108H94L93 111H92L93 113L90 114V115L88 116V118H87L86 115H88V114H87V111H85V110H86V109H85L86 107H85V108H84V107H81L82 105H81L80 103H77V104H76V103H75V104L71 103V105H70V104H66V103L63 104V102H58V101H56V99H53V100H49L48 102H45V103L43 102L42 106H43L44 104H45V105H44L43 107L41 106V108H40V105H41L40 103H42V102H39V104H38L37 102H34V104H36V105L38 104V105H39V107H38V105H37V107H36V105L33 104V100H30V101H29V100H23L22 97H19V98H18L17 96H12V97H14V98H12V99L9 98ZM15 97L18 98V99H16ZM20 98H21V100H20ZM7 99H8V100H7ZM13 99H15V100H13ZM11 100H12V101H11ZM18 100H20L21 103H20V101H18ZM5 101H6V102H5ZM10 101H11L12 104H10ZM13 101H14V103L18 101V103H15V104H16V105H15V104L13 103ZM28 101H29V103H31L30 105H32L31 108H33V106H34L36 109H37V108H39V109L35 110V108H33V109H34V110H33V109H31V108L29 107L31 110H30V109L27 110L28 105H27V108H24L23 106H26V105H24L25 102L28 103ZM54 101H56V102H54ZM4 102H5V103H4ZM8 102H9V103H8ZM22 102H24L23 105H22ZM53 102H54V104L52 105L51 103H53ZM29 103H28V104H29ZM57 103H59L60 106H62L61 104H63L64 106L61 107V109H60V108H58L59 105L57 106ZM9 104H10V105H9ZM113 104H115L116 106H117V105H120V106H117L119 109H118L116 106L114 107ZM121 104H123V106H124L125 108H123V106H122ZM3 105H4V106H3ZM19 105H20V106H19ZM51 105H52V107H51ZM68 105H69V107H68ZM75 105H76V106H75ZM45 106H46V107H45ZM48 106H49V107H48ZM121 106H122V107H121ZM131 106H133L134 109H132ZM13 107H14V108H13ZM22 107H23L24 109H22ZM65 107H66V108H65ZM67 107L70 109V111H69V109H67ZM76 107H78V108H76ZM80 107H81V108H80ZM113 107H114V108H113ZM126 107H127V108H126ZM15 108H16V109H15ZM17 108H18V109H17ZM44 108L47 109V111H46V110H45V111L43 110L44 112H43V111L41 112V110L44 109ZM48 108H50L49 110H51V111H49ZM79 108H80L81 110H80ZM82 108H83V109H82ZM110 108H111L112 111H115V112H111V110L109 111ZM115 108H116V109H115ZM53 109H54V110H53ZM56 109H57V111H58V109H59V111H58L57 114H55V113H56ZM64 109H65V110L67 109V112H66ZM77 109H78V110H77ZM84 109H85V110H84ZM113 109H115V110H113ZM117 109H118V110H117ZM127 109H128V110H127ZM143 109H144V111H145L146 109H147L148 111L146 110L147 112H146V111L144 112ZM23 110H24V111H23ZM38 110H39V111H38ZM76 110H77V111L80 110V111L77 112ZM82 110H83V111H82ZM91 110H92V109H90V108L88 109L89 113L91 112ZM94 110H95V113H96V112L98 113V116H97V114L95 115ZM99 110H100V112H99ZM102 110H103V112L101 113ZM126 110H127V111H126ZM129 110H130V111H129ZM149 110H150V111H149ZM34 111H35V112L38 111V112L34 113ZM52 111H53V112L55 111V112L52 113ZM61 111H62V112H61ZM63 111H65V112H64L65 114H62ZM152 111H153L154 113H153ZM164 111H165V113H163ZM166 111H168V113H169V111H170L171 114H167ZM47 112H48V113H47ZM59 112H61V113H59ZM76 112H77V113H76ZM106 112H108V113H106ZM109 112H110V114H109ZM126 112L129 113V114H126ZM130 112H131V113H130ZM143 112L146 113V114L150 113V115H146V116H145L146 118H145V117H143V116L145 115ZM72 113H74V114H72ZM112 113H113V114H112ZM142 113H143V114H142ZM151 113L153 114V116H151V115H152ZM155 113H156V115H155ZM172 113H173V114H172ZM175 113H176L178 116L175 115ZM26 114H29V113L27 112ZM31 114H29V115H31ZM59 114H61V115H63V116L60 117ZM78 114L80 115V117L77 116ZM99 114L102 115L103 118H98V117H100ZM107 114H109V115H107ZM118 114H119V115H118ZM58 115H59V116H58ZM70 115L74 116V118H72ZM91 115H92V116H91ZM103 115H104L105 117H104ZM127 115H129V116H130L129 118H131L129 121H128V119L126 120ZM131 115H132V116H131ZM142 115H143V116H142ZM160 115H161V117H163L162 119H160V118H161ZM162 115H163V116H162ZM164 115H166V116H164ZM167 115H168V117H167ZM174 115L177 116V117H181L182 120H180V118L177 119V117H176L177 120H174V117H173ZM90 116H91V117H90ZM94 116H95V118H94ZM107 116H109V118H108ZM112 116H113V117H112ZM125 116H126V117H125ZM147 116H150V117H147ZM169 116H170L171 118H170ZM58 117H59V118H58ZM65 117H67V116H65ZM65 117H64V118H65ZM69 117H68V118H69ZM76 117H77V118H76ZM92 117H93V118H92ZM96 117H97V118H96ZM153 117H155V118H153ZM164 117H165V118H168V119H170V120L165 119ZM107 118H108V120H107ZM121 118H122V119H121ZM156 118H158V119H156ZM172 118H173V119H172ZM185 118H186L187 120H189V122L192 121V122H190V124H191V123L194 124L193 127H194V126L196 127V126L198 125L197 122L200 124L199 126H197L196 129L194 128V131H195L194 133H193V132H190L191 130L193 131V128L190 129V131L187 129V124H188L189 122L185 124L186 126H185V125H181V124H184V120H185ZM189 118H193V120H192V119L190 120ZM91 119H92V120H91ZM97 119H98V120H97ZM100 119L103 120V121L99 123V121H101ZM139 119H137V120L139 121ZM104 120H106V121H104ZM118 120H119V119H118ZM120 120H119V121H120ZM150 120H151V119H150ZM163 120L167 121L168 123H167V124H165L166 122H165V123H161V122H164ZM171 120H172V121H171ZM173 120L175 121L176 124H174V121H173ZM194 120L196 121V124H195V121H194ZM144 121L147 122V123H144V125H143V124L140 125V124H141L142 122H144ZM170 121H171L173 124H172ZM176 121H178V122H176ZM103 122H105V123H103ZM126 122H127V123H126ZM169 122H170V123H169ZM154 123H155V124H154ZM145 124H146V125H145ZM161 124H163V125H161ZM164 124H165V125H164ZM170 124H171V125H170ZM192 124H191V125H192ZM188 125H189V124H188ZM191 125H189V126H191ZM203 125H205V124H203ZM134 126H135V125H134ZM139 126H140V127H139ZM167 126H168V125H167ZM173 126H174V127H173ZM185 127H186V129H185ZM198 127H199L200 129H198ZM137 128H138V129H137ZM182 128L185 129L186 131L188 130V132H190V133L186 132L185 130H183L184 132H182V130H181ZM188 128H189V127H188ZM190 128H191V127H190ZM203 128H204V126L202 127V129H203ZM207 128H208V127H207ZM209 128H210V127H209ZM205 129H206V127H205ZM205 129H204L205 132H203V130H202L201 132H202L204 135H205V134H207V135L204 136V135H202L201 133H200V134H201L202 136H204V137H207V136H208V133H209L210 136H208V138L210 137V139H211V138H212L211 135L214 134L213 132H215V130H214L213 132H210L211 129H213V128H210L209 131H207L208 129H206V130H205ZM148 130H150V129H148ZM196 130H197V131H196ZM127 131H126V132H127ZM173 131H171V132H173ZM206 131H207V132H206ZM179 132H180V133H179ZM185 132H186V133H185ZM177 133H174V134H177ZM182 133H183V134H182ZM212 133H213V134H212ZM170 134H171V133H170ZM178 134H177V135H178ZM196 134H197V135H196V136H197L196 138H197V140H198L199 132L196 133ZM6 135H7V134H4L3 136H6ZM9 135H10V134H9ZM9 135H8V136H9ZM194 135H192V136L194 137ZM3 136H2V137H3ZM8 136L3 137L4 139L7 138L8 141H7V140H4V141L2 142L3 138H2V140H0L1 143H4V144H5V145H3V144L0 145V147L3 146L2 149L0 148V150H1V151L4 150L5 153H2L1 151H0V152H1L2 154H4V155H5V154H9L8 152H10V151L8 150V147L6 146L7 143H8L9 145H10V143H13V142H10L11 139H12V136H9V137H8ZM178 136H179V135H178ZM182 136H181V137H182ZM202 136H201V137H202ZM10 137H11V138H10ZM13 137H14V136H13ZM184 137H185V136H184ZM184 137H183V138H184ZM213 137H215V136H213ZM9 138H10V139H9ZM15 138H16L18 141H21V142H22V143L19 142V144H20L21 146L24 145V146H22V147H25V146H28V145L31 146V143H30L31 141H30V142H29L28 140H27V141H25V140L22 141L20 138H17V137H14L13 139H15ZM185 138H186V137H185ZM208 138H207V139H208ZM217 138H220V137H217ZM217 138L215 137V138H212V139H213V140H214V139L217 140ZM0 139H1V138H0ZM13 139H12V141H13ZM16 139H15V140H16ZM187 139H189V138L187 137ZM203 139H204V141H205V138H203ZM203 139H202V140H203ZM212 139H211V140L208 139L209 141L207 140V141H205V142H209V143H211V142L213 141ZM220 139H221L222 142H223V139H222V138H220ZM15 140H14V142H15ZM194 140H196V139H194ZM199 140H200V139H199ZM221 140H219V141H221ZM18 141H17V143H18ZM24 141H25V143H26V142H27V143L29 142L30 144L27 145V143L25 144ZM219 141L217 140V142H219ZM5 142H6V143H5ZM9 142H10V143H9ZM34 142H35V141H34ZM213 142H215V141H213ZM23 143H24V144H23ZM211 144H213V143H211ZM9 145H8V146H9ZM4 146H6L7 149H6V148L3 149ZM30 146L25 147V148H28V149H29ZM9 147H10V146H9ZM32 147H33V146H32ZM32 147H31V148H32ZM6 150H7V151H6ZM6 152H7V153H6ZM2 154H0V155H2ZM9 155H10V154H9ZM9 155H5V156L10 157L12 154H11L10 156H9ZM189 175L191 176L190 180H189L188 178H186V176H188V175L183 176V177H185V178H183V179H186V181L184 180L186 183H184V186H182L183 189H185L184 187H191V186H192L191 184H193V183L195 182V181H194V180H195L194 177H196L197 175L192 174V173L189 174ZM194 175H195V176H194ZM190 176H188V177H190ZM193 178H194V179H193ZM187 179H188V180H187ZM192 179H193V180H192ZM189 181L191 182V183H190V186H189V184H187V183H189ZM192 182H193V183H192ZM195 183H197V182H195ZM185 184L188 185V186H185ZM70 200H73V201H74V199H69V200L67 199V200H65L66 203L63 202V204H62L63 207H64V208L62 207V209H65V211H68L70 208H71V209H72V208L75 209V205H76L77 203L74 204L75 202L73 203L72 201L69 203ZM260 200H261V199H260ZM67 202H68V203H67ZM71 203H73L74 206L68 207V206H70V205H73V204H71ZM64 204H66V206H67L68 208H65ZM69 204H70V205H69ZM85 204H86V203H85ZM85 204H83V205H82V204H80V205L77 204V205H79V206H76V207H79V208H80L81 205L84 207ZM87 204H88V206H87ZM87 204H86V206L89 207V206H90L89 203H87ZM86 206H85V207H86ZM83 207H81V208H83ZM87 207H86V208H87ZM66 209H67V210H66ZM71 209H70V211H74V212L76 211L75 213L77 214V209H75V210H73V209L71 210ZM79 210H80V209H78V211H79ZM6 211H7V210H6ZM6 211H1L2 214H4V213H5V214L2 215V214L0 213V217H1V218H0V223L3 224V225H4L5 223H7V224L4 225V226H7V225H8L9 228H10L11 230L8 229V228H7V229L10 230V231H12L14 234H15L16 231L14 230V231H15V232H14L12 229H15V227H17L16 230H17V229H20V228H24V229H20V233L23 232V231H25V236L28 235V236H26V238L33 236L34 233H35L36 231L41 230V229H39V228H42V230H43V228L47 225V223H48L49 221H51V219H52V218L49 219V217H48V220H49V221L46 220V221H47L46 224H45V222H46L45 220H43L42 222H40V221H36L37 223L39 222L38 225H37L36 222H32V221H31L32 219L34 220L35 215H34V216H33V215H29V216L26 215V216H25V214L23 215L22 213H21L22 215H21V214H18V213H20L19 211H13V212H12L11 210L8 211V213H9V214H8V213H6ZM10 211H11V212H10ZM70 211H69V213L67 214V216H68V215L70 216V214H71V215H72L71 217H73V216L75 215V213L72 214L73 212L70 213ZM84 211H85V214H86V212H87L86 209H85ZM14 212H15V213H14ZM11 213H12V214H11ZM16 213H17V215H18V218L21 219V220H22V217L24 216L25 218H24V217H23V218L25 219L24 221H26V222H28L27 220H28V219L30 220V217L33 216V218L30 220V222H32V223H31V224H30V222L28 223V224H30V225H29L30 227L26 224V225L30 228V229H29V228L27 227V230L29 229L28 231L26 230V225H25V222H24L23 220H22V221L19 220L20 223L23 222L22 224H17V223H19V222H17V221H15V220L12 219V218H14V217H15V218L17 217V216L15 215ZM119 213H120V212L118 211V213H117L116 215L114 214V215H115L114 217H117V218H118L119 215H120ZM6 214H8V216H9V218H10L11 220H10L7 216L5 217ZM63 214H64V213H63ZM88 214H89V213H88ZM118 214H119V215H118ZM1 215L3 216V220H4V221L2 220V216H1ZM11 215H12V216H11ZM19 215H21L22 217H19ZM78 215H79V213H78ZM117 215H118V216H117ZM121 215H122V212H121ZM121 215H120V216H121ZM10 216H11V217H10ZM13 216H14V217H13ZM64 216H66V214H65ZM4 217L6 218V221H5V218H4ZM26 217H27V218L29 217V218L27 219ZM36 217H37V216H36ZM42 217H43V216H42ZM74 217H77V215L74 216ZM121 217H122V216H121ZM121 217L118 218L119 221L121 220ZM7 218H8V219H7ZM15 218H14V219H15ZM37 218L40 219L39 217H37ZM37 218H36V220H38ZM43 218H44V217H43ZM43 218H42V219H43ZM46 218H47V217H45L44 219H46ZM65 218H66V217H65ZM42 219H40V220H42ZM1 220H2L3 222H2ZM16 220H18V219H16ZM115 220H116V218H115ZM8 221H9V222H10V221H13L12 223H14V226H13V224H12L11 222L8 223ZM44 221H45V222H44ZM116 221H117V220H116ZM119 221H118V222H119ZM43 222H44V223H43ZM54 222H55L54 224H56L58 221H57V222L54 221ZM68 222H69V221H68ZM68 222H67V223H68ZM40 223H41V224H40ZM71 223H72V222H71ZM10 224H12L11 226H13L14 228L10 227ZM33 224H34V225H33ZM43 224H44V225H43ZM51 224H52V225H50V223H49L48 225H50V227H53V228H54L53 230L56 229V231H57V229L60 228V227H57V226H59V225H55V227H54V225H53V221H52ZM68 224H69V223H68ZM16 225H17V226H16ZM18 225H19V228H18ZM22 225H25V227H24V226L21 227ZM31 225H32V226H31ZM36 225H37V226H36ZM39 225H40V226H39ZM41 225H43V226H41ZM0 226H2V225H0ZM33 226H34L36 229H33V228H32ZM38 226H39V227H38ZM60 226H62L61 228H63V225L60 224ZM75 226H76V225H75ZM56 227H57V228H56ZM72 227H74V226L72 225ZM72 227L70 228V225H67V227L65 226L64 228H66V230H67V228H69V229H73V230H74V228H76V227H74V228H72ZM46 228H48V227L46 226L45 229H46ZM77 228H78V232H79L80 229H79V227H77ZM77 228H76V230H74L75 233H76V231H77ZM31 229L36 230V231L30 233V230H31ZM37 229H38V230H37ZM45 229H44V230H45ZM69 229H68V230H69ZM21 230H23V231H21ZM63 230H65V229H63ZM63 230H60V229H59L60 232H62ZM31 231H32V230H31ZM47 231H48V229H47ZM47 231H46V232H47ZM49 231H50V228H49ZM56 231H53V232H56ZM71 231H72V230H71ZM80 231H81V230H80ZM12 232H11V234H12ZM18 232H19V231L17 230V232H16L17 235L19 234ZM26 232H29L30 235H29V234H26ZM78 232H77V233H78ZM47 233H48V232H47ZM14 234H12L13 237L15 236V238L11 239V240H12V243H13V242H16V240H21V239H24V238H25V237H24V238L21 237V235H22V236L24 235V232L21 233V235H20L21 238L19 237L20 239H16V238H18V236L14 235ZM31 234H33V235H31ZM8 236H9V235H8ZM12 236H10V237H12ZM14 239H15V240H14ZM88 241H90V240H88ZM86 242H87V241H86ZM84 243H85V242H83V244H84ZM87 243H88V242H87ZM87 243H86V244H87ZM93 243H94V242H93ZM1 244H2V245H0V246H3V251H4L5 249L12 250V249H16V248H21V247H20L18 244H16V243H13V245H12L13 248H11V245H10L11 243H9V244L6 243L7 246L10 247L11 249H10V248H7L6 244H4V243H1ZM86 244H84V245H86ZM89 244H91V241L89 242ZM94 244H95V243H94ZM17 245H18L19 247H18ZM92 245H93V244H92ZM95 245H96V244H95ZM5 246H6V248H5ZM73 247H74V245H73ZM94 247H95V246H94ZM4 248H5V249H4ZM99 248H100V246H99ZM1 249H2V248H1ZM109 249L111 250L112 248H109ZM114 249H115V248H114ZM116 249H118V248H116ZM116 249H115V250H116ZM107 250H108V249H107ZM107 250H106V252H107ZM110 250H108L107 253H110V252H109ZM119 250H120V251H118V250L114 251V252H115V253H114V254H115L114 257H118V258H120V257H124L123 259H126L125 256L127 255L128 257L132 258V260H133V258H135L136 260H138V259H142V258H147V257H148L147 255L142 254L141 252L135 254L134 252L129 251V250H125V249H124V250H123V249H119ZM0 251H2V250H0ZM6 251H7V250H6ZM112 253H113V252H111L110 254H111V255H114V254H112ZM128 257H127V258H128ZM195 257L198 259V256H195ZM128 259H129V258H128ZM132 260H131V261H132ZM220 260H221V261H228V260L223 259V258H220ZM128 261H129V260H128ZM227 263H229V264H233V263H230V262H227Z\"/></svg>",
	"mask_w": 264,
	"mask_h": 264
}]
</instances>
